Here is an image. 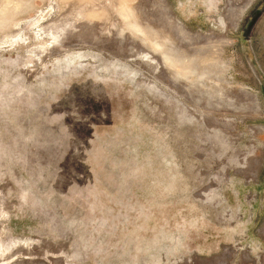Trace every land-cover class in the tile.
<instances>
[{"label": "rangeland", "instance_id": "1", "mask_svg": "<svg viewBox=\"0 0 264 264\" xmlns=\"http://www.w3.org/2000/svg\"><path fill=\"white\" fill-rule=\"evenodd\" d=\"M0 264H264V0H0Z\"/></svg>", "mask_w": 264, "mask_h": 264}]
</instances>
